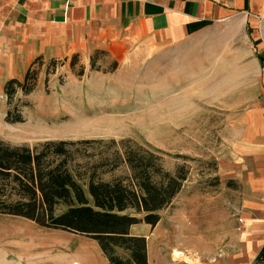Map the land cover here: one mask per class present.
Here are the masks:
<instances>
[{
	"label": "rangeland",
	"instance_id": "obj_1",
	"mask_svg": "<svg viewBox=\"0 0 264 264\" xmlns=\"http://www.w3.org/2000/svg\"><path fill=\"white\" fill-rule=\"evenodd\" d=\"M195 44L197 49L187 52L193 57L184 55L186 49L177 55L172 49L168 57L150 58L143 43H130L115 61L94 54L97 70L90 69L83 57L72 68L63 59L53 66L34 65V89L27 94L17 90L12 98L23 118L18 123L3 120L10 106L5 103V80L0 75V138L4 141L32 145L47 139H85L92 143L81 147L96 157L119 148L110 145L111 140L128 139L159 150L165 169L172 171L180 164L186 168L181 189L158 211L157 223L130 227L132 234H147L148 254L154 259L183 260L194 243L223 237L224 221L237 217L238 197L231 191L235 185L223 181L217 171L215 148L223 115L209 105L224 78L213 70L224 66L225 59L207 55L213 50L221 53L224 43ZM80 63L84 66L77 75ZM125 172L124 167L116 171ZM76 263L108 264L87 236L0 214V264Z\"/></svg>",
	"mask_w": 264,
	"mask_h": 264
},
{
	"label": "crops",
	"instance_id": "obj_2",
	"mask_svg": "<svg viewBox=\"0 0 264 264\" xmlns=\"http://www.w3.org/2000/svg\"><path fill=\"white\" fill-rule=\"evenodd\" d=\"M216 40L222 52L207 56L224 57L213 70L224 78L209 105L223 115L217 171L235 185L237 217L224 221L223 237L194 243L183 260L150 257L141 233L147 264H251L264 245V0H0L2 80L20 78L36 57L88 61L102 50L115 61L134 42L150 58L172 49L193 57L195 43Z\"/></svg>",
	"mask_w": 264,
	"mask_h": 264
},
{
	"label": "trees",
	"instance_id": "obj_3",
	"mask_svg": "<svg viewBox=\"0 0 264 264\" xmlns=\"http://www.w3.org/2000/svg\"><path fill=\"white\" fill-rule=\"evenodd\" d=\"M94 50L88 58L94 67ZM59 59L36 57L20 78L2 84L6 123L22 122L19 106L12 103L17 90L30 93L36 83L34 65H54ZM65 60V59H63ZM77 55L68 59L73 67ZM114 65V62L112 63ZM112 65V66H113ZM83 66H78L81 75ZM90 140L47 139L32 145L12 144L0 138V214L28 219L43 228L65 230L94 240L108 264H147L146 240L129 227H153L158 211L181 189L187 170L180 164L164 168L161 152L130 140L110 145L109 152L88 153ZM124 167L126 172L116 173ZM131 211V212H129ZM141 214L140 216H138ZM251 264H264V245Z\"/></svg>",
	"mask_w": 264,
	"mask_h": 264
},
{
	"label": "built area",
	"instance_id": "obj_4",
	"mask_svg": "<svg viewBox=\"0 0 264 264\" xmlns=\"http://www.w3.org/2000/svg\"><path fill=\"white\" fill-rule=\"evenodd\" d=\"M61 1H62V3L67 4L70 0H61Z\"/></svg>",
	"mask_w": 264,
	"mask_h": 264
}]
</instances>
